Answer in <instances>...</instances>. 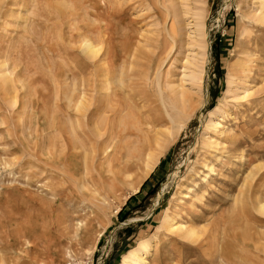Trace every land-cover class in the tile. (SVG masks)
I'll list each match as a JSON object with an SVG mask.
<instances>
[{"label":"rangeland","instance_id":"374dc122","mask_svg":"<svg viewBox=\"0 0 264 264\" xmlns=\"http://www.w3.org/2000/svg\"><path fill=\"white\" fill-rule=\"evenodd\" d=\"M175 1L203 15L200 91L181 79L179 27L190 19L175 23ZM260 1L0 0V264H121L142 240L151 243L146 264H264V25L252 18ZM83 39L97 45L95 64L78 49ZM81 81L91 104L108 93L116 108L114 93H130L150 137L158 129L163 141L145 178L133 164L96 201L56 160L69 133L64 96ZM228 81L237 92L227 94ZM170 82L190 91L178 131L160 102ZM215 115L216 130L207 126ZM132 133L121 155L130 162L143 151ZM165 214L194 236L160 228Z\"/></svg>","mask_w":264,"mask_h":264},{"label":"bare ground","instance_id":"6f19581e","mask_svg":"<svg viewBox=\"0 0 264 264\" xmlns=\"http://www.w3.org/2000/svg\"><path fill=\"white\" fill-rule=\"evenodd\" d=\"M179 2H181V0H179ZM182 4L175 1V3L170 6L176 24H180L182 17H186V15H188V18L190 19L186 24H183V26L181 25L182 22L180 24L181 27H179V30L182 29V27L186 28L185 36L187 37V40L185 46L188 50V54L185 56L181 79L187 81L191 89L192 87H195V90L200 91L208 48L203 15L199 8L193 7L191 10H187L185 7L187 5L184 4V6ZM256 11L257 10L252 14V18L257 23L264 25V0L260 1L259 12L257 14ZM182 30L184 31V29ZM78 49L87 60L96 62L98 54L97 45H94L90 39H83L79 43ZM120 71L121 70H119V74L115 81L120 86H123V80L120 78L122 72ZM3 76L5 77V75ZM4 77L2 78L4 79ZM4 81H6V79ZM73 83L75 84V82ZM74 84H70L72 86H70L71 88L68 87V92L64 96L65 115L68 119L67 123L69 132L65 137L64 143L66 154L63 155L62 158L60 156V159L56 160L61 165L68 164L69 169L67 171L70 172L72 177L78 176L74 181L78 186L77 193H81L82 197H86L89 200L96 201L98 200V197L103 199L105 196L107 197V195L112 194V190L117 186L116 184L122 183L128 179L131 176V167L134 165H138L137 167H139V165L142 164L141 167L143 174H141L143 175L142 178H145V176L157 164L159 155L162 153V134L157 129V131H155L150 137L149 133H152L148 128H144L145 121L140 119V108L134 104L132 98H129L130 93L129 95H123L121 98H119L118 94L114 93V97H117L118 99L116 100L117 107L113 108L111 100L107 95L108 93L105 96L104 102L99 103L94 101L91 104V102L89 103L88 101L89 90L87 82L81 81L77 85V87L79 86L78 88L75 87L76 84ZM167 88L170 93L168 101L165 102L163 97L159 96L164 109L163 115L174 126L172 128L175 131H178L183 127V122L185 121L184 117H186V114L182 113V110L188 101L190 91L189 89H185L183 85L175 84L173 82L167 83ZM237 90L238 88L233 86L231 81H228L227 94H233L237 92ZM129 91L132 92L133 89L130 88ZM242 95V97L248 95L247 88L242 90ZM166 105L169 110L166 108ZM89 107L91 109H89ZM213 110L214 112H219L220 108L217 106ZM211 114L213 113H210V115ZM215 117L216 115L213 118L211 117L207 126L216 130L220 125ZM160 118L161 117L157 118L154 122L157 123L158 121H161ZM133 130L142 134V136L135 141V144L137 143L140 145L141 143L142 147L140 148H142L141 150L144 152L142 151L140 155V153H137L138 150L137 152L135 151L136 155L132 156L131 154V156H129L133 158V162H130V160H123V156L121 155L123 151L126 152L128 150L129 144H131L128 138L134 135V133H132ZM137 144L136 146H138ZM151 145L157 147V152H155V149L152 151ZM64 152L65 151H63V153ZM116 152L119 154L118 158L112 159ZM51 155L53 154L51 153ZM127 155H129V153ZM136 159H139L141 163L136 161ZM114 162H116L117 165H114ZM136 180L139 182L141 181L138 178ZM136 180L132 181L135 182ZM137 185L138 184H134L131 187L132 192H137L139 188ZM257 206V211L264 214V203L260 202ZM160 228H163L166 231H183L185 237L189 239H191L195 233L191 229L187 230L184 228L183 230V227H180L179 223L172 222L166 214L163 216ZM181 236H183V234H181ZM150 249L151 243L149 240L140 241L134 249L129 250L122 256L121 264H146L145 257L150 253Z\"/></svg>","mask_w":264,"mask_h":264}]
</instances>
